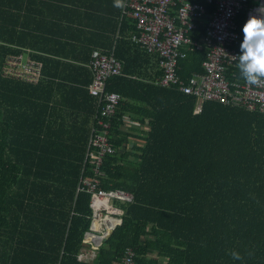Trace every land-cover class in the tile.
<instances>
[{
	"label": "trees",
	"instance_id": "trees-1",
	"mask_svg": "<svg viewBox=\"0 0 264 264\" xmlns=\"http://www.w3.org/2000/svg\"><path fill=\"white\" fill-rule=\"evenodd\" d=\"M235 24L242 42V12ZM133 30L114 0H0V264H118L125 248L133 264H264V114L214 100L194 113V96L154 82L158 59L129 41ZM22 51L42 65L33 84L2 72ZM93 51L120 63L105 89L123 98L98 188L131 201L92 260L79 262L91 216L79 188L92 174L84 155L97 105L86 90ZM204 57L188 52L179 74L202 72ZM124 112L146 126L141 146L125 148Z\"/></svg>",
	"mask_w": 264,
	"mask_h": 264
},
{
	"label": "built area",
	"instance_id": "built-area-1",
	"mask_svg": "<svg viewBox=\"0 0 264 264\" xmlns=\"http://www.w3.org/2000/svg\"><path fill=\"white\" fill-rule=\"evenodd\" d=\"M207 5H213V10L204 23L203 35L195 38L193 35L196 34L197 24L206 14ZM240 12L243 13L244 24L250 16L264 17V0H205L204 4L197 0H125V7L121 9V15L133 21L134 30L129 35V41L158 59L160 73L154 82L161 87H174L181 93L194 96V113L200 111L203 101L214 100L264 114V85H248L237 68L241 41L235 18ZM203 49L202 72L181 76L178 63L186 58L188 52ZM86 67L91 72L86 90L96 97L97 105L84 155V162L91 166L92 174L81 177L79 190L89 193L90 227L84 234V242L94 252L120 224L118 219L122 209L110 205L109 201L129 203L131 195L119 190L99 189L97 181L101 176L98 167L102 158L115 152L108 141V130L115 109L123 99L119 93L107 91L105 84L109 77L121 73V65L112 52L104 54L93 51ZM41 71V64L30 59L25 51L7 56L2 69L4 76L32 84L41 78ZM106 206L115 213L108 212ZM106 219L115 222L107 228ZM95 221L99 224L98 229H92ZM87 235L95 237L97 241L87 240ZM118 264H133L130 248L122 251Z\"/></svg>",
	"mask_w": 264,
	"mask_h": 264
},
{
	"label": "clouds",
	"instance_id": "clouds-1",
	"mask_svg": "<svg viewBox=\"0 0 264 264\" xmlns=\"http://www.w3.org/2000/svg\"><path fill=\"white\" fill-rule=\"evenodd\" d=\"M117 8L125 7V0H114ZM243 39L240 44L237 68L250 86L264 85V17L250 16L242 26ZM235 260H241L240 253L232 251ZM252 255V253H249Z\"/></svg>",
	"mask_w": 264,
	"mask_h": 264
},
{
	"label": "crops",
	"instance_id": "crops-1",
	"mask_svg": "<svg viewBox=\"0 0 264 264\" xmlns=\"http://www.w3.org/2000/svg\"><path fill=\"white\" fill-rule=\"evenodd\" d=\"M110 52H112V51H110ZM39 64H41V63H39ZM41 77H42V71H41ZM156 78H157V76H156ZM39 79H41V78H39ZM155 79H154V81H155ZM71 97H72L73 101L75 102V98L73 96H71ZM130 103H133L134 105H140V103L137 101H130ZM118 113H119V111L116 110V115H118ZM119 121H120L119 123L121 125V128L124 130L125 133L128 134L126 137V144L124 145L125 148L130 149L132 146H136L137 143H140V137L145 136L146 126L139 123L138 115L136 113L133 114L130 112H124L120 115ZM90 126H91V124H90ZM90 126H89V128H90ZM88 133H89V131H88ZM83 243H84V246L87 245L88 247L85 246V248H83L80 251V253L77 255V260L79 262L91 261L92 257H94L95 251L91 252V246L88 245V243L84 242V236H83ZM100 245H101V243H100Z\"/></svg>",
	"mask_w": 264,
	"mask_h": 264
},
{
	"label": "bare ground",
	"instance_id": "bare-ground-1",
	"mask_svg": "<svg viewBox=\"0 0 264 264\" xmlns=\"http://www.w3.org/2000/svg\"><path fill=\"white\" fill-rule=\"evenodd\" d=\"M104 204V203H103ZM106 209H107V211L108 212H113V213H115L112 209H110L109 207H105ZM108 221V222H107ZM97 221H95L94 223H93V225H92V229H98V226H99V224L98 223H96ZM114 220H112V219H106L105 220V225H106V227L107 228H109V227H111L113 224H114ZM90 239H93L94 241H97V239L95 238V237H91V235H87V240H90Z\"/></svg>",
	"mask_w": 264,
	"mask_h": 264
},
{
	"label": "rangeland",
	"instance_id": "rangeland-1",
	"mask_svg": "<svg viewBox=\"0 0 264 264\" xmlns=\"http://www.w3.org/2000/svg\"><path fill=\"white\" fill-rule=\"evenodd\" d=\"M139 144V145H138ZM137 146H141V144L140 143H137ZM109 204L110 205H115V206H117V207H120L122 204H124L123 202H115L114 200H110L109 201ZM113 217H115V216H113ZM118 223H120V221H119V219H118ZM86 247H88L87 245H85Z\"/></svg>",
	"mask_w": 264,
	"mask_h": 264
},
{
	"label": "water",
	"instance_id": "water-1",
	"mask_svg": "<svg viewBox=\"0 0 264 264\" xmlns=\"http://www.w3.org/2000/svg\"><path fill=\"white\" fill-rule=\"evenodd\" d=\"M120 221V220H119ZM99 246V245H98Z\"/></svg>",
	"mask_w": 264,
	"mask_h": 264
}]
</instances>
